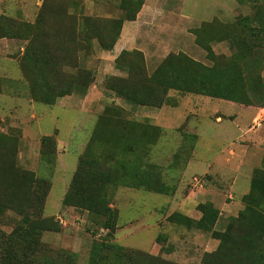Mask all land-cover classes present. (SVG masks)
<instances>
[{
    "label": "rangeland",
    "instance_id": "rangeland-1",
    "mask_svg": "<svg viewBox=\"0 0 264 264\" xmlns=\"http://www.w3.org/2000/svg\"><path fill=\"white\" fill-rule=\"evenodd\" d=\"M98 1L101 2L98 5L99 9L92 13L85 11L83 0L79 2L76 17L81 31L78 36L84 41L78 45V54L72 57L71 65H68L71 67L66 66L69 60L59 61V66H66L67 71H71V74L68 73L69 76L64 77L66 79H70L79 67L91 71L93 76L90 78L91 83L87 93L89 98L86 103L88 102L89 107L94 105L92 109L88 108L86 111L85 107L76 105L72 109L65 110L57 104H49L53 106L37 102L30 104V99L35 101L43 99L45 89L37 88L36 83L33 84V90L30 87L27 89L19 68L22 55H16L17 60L13 61L0 52V71L5 68L10 73L0 74V132L16 137V150L13 155L15 164L23 170L32 171L36 177L47 179L52 184L51 195L50 198L47 197L49 200L45 203L42 214L53 216L60 229L43 231L42 241L45 244L43 254L48 260L53 258L58 262L57 264H63V255H60L62 250L76 252V263L86 264L93 240L105 237L103 229H97L91 224L87 211L54 203L52 200L53 193H63L61 182L64 183V175L59 173L58 168L64 170L69 182L80 155L88 146L98 116L109 103L121 108L119 119L121 118L125 123L120 127L112 123L109 127L101 129L102 134L109 136V141L100 140L101 144L97 143L92 150L93 156L98 155L102 162L112 167H117V164L124 160L130 169L140 166L144 170V166L148 165L156 171L159 184L167 185L169 189L174 188L176 192L167 195L120 183L111 184L110 206L117 210L118 220L114 232L106 238L113 244L142 252V258L146 257L147 260L140 258L138 264H207L205 253L214 251L218 247L217 245L212 250H205L206 247H211L208 245V240L212 238L210 233L187 229L182 224L168 220L169 216H166L177 209L180 199L192 187L194 176H202L206 182L203 188L199 187L200 191L206 193L209 190L216 191L225 204L215 227L218 231L224 230L229 217L237 215L241 209L243 202H239L240 195L236 196V194L242 193L243 190L248 191L253 168L264 166V157L262 158L264 153L262 150L257 152L251 149L250 145L253 141L241 136L243 130L238 128L236 123L231 122L232 114L243 115V104L170 88L166 96L169 104L162 105L163 108L157 107L162 108L163 112L157 118H152L151 114L156 110L154 107L129 104L112 90L107 89L105 85L109 78L120 77L126 79L129 84L143 79L145 75H143L141 56L135 53L134 49H130L131 52L123 57L124 62L128 64L123 69L116 66L115 60L104 56L103 51L107 49L100 48L98 39L93 36L99 33L102 40H107L111 23L108 20L123 18L125 22L130 20L125 19V16L132 13L119 8L122 0ZM103 2L107 5L103 6L105 4ZM175 6L177 5H174L175 12L180 11L182 16L188 17L184 26H198L201 21L215 17L224 23L227 22L225 26L228 27L235 15L242 17L245 14H253L255 11L253 7L264 6V0H182L180 9ZM262 10L264 12V9ZM35 16L34 14L33 18ZM85 16L94 22V32L83 22ZM225 26L216 23L212 26L214 27L212 32H216L221 37L222 34L228 35L229 31L224 28ZM191 29L189 27L188 31L191 32ZM126 30L129 34L132 28ZM236 37L238 36L234 34L233 40L228 38L224 42L213 41L216 49L213 50L214 52L207 49L205 61L202 63L212 67L213 73L222 81L231 77L234 81L233 91L238 98L248 99L261 107L264 105L263 46H259V41H253L252 46L241 47L239 55V51H236L238 47L234 42ZM261 37L264 42L262 35ZM178 39L180 44H175V50L178 48L180 50L184 47L183 43L187 42L186 36H180ZM50 45L49 49L59 57L55 44L50 42ZM203 45L206 47L207 41H204ZM195 50L205 52L198 45ZM155 65L156 61L149 59V71H152ZM187 72L185 61L173 62L167 69L170 76H181ZM192 72L196 76L206 75L202 67L192 69ZM47 75V80L54 81L50 72H47ZM259 80H262V86L258 88ZM21 83L25 84L22 86ZM135 87L137 88V85ZM59 88L57 85L54 89L55 94ZM74 92L67 95H73L76 100L84 99L85 92L78 82ZM59 98L61 97H57L55 102ZM16 100L20 105L13 107L11 101ZM32 112H36V118L31 116ZM89 113L92 115L90 116ZM218 115L225 118L223 123L229 125L230 133H220L219 123L216 121ZM21 116L28 118L29 126L25 125ZM252 119L253 116L248 122L249 127L253 124ZM133 121L138 122V127L134 131L138 135L152 133L151 128L146 127L147 124L159 125L161 130L153 132L157 136L152 144L146 138L133 139L130 124ZM33 125H36V129L37 125L41 126L44 134H54L57 140L55 156L52 152L53 147L41 148V137L30 138L29 135L24 134L23 128L28 129ZM54 128H59L58 135L52 133ZM189 134H198L199 138L198 135L193 138ZM254 135H259V131L249 134V136ZM57 136L66 143L58 141ZM113 136L116 137V142L110 139ZM47 151L48 153L45 154ZM58 152L67 160L65 161L67 166L58 164ZM240 166H242L241 170H239ZM235 178L237 184L233 187ZM237 200L238 203L235 202ZM181 210L183 211V207ZM21 217L13 210H7L0 215V227L11 231ZM149 255L156 256L157 259H151Z\"/></svg>",
    "mask_w": 264,
    "mask_h": 264
},
{
    "label": "trees",
    "instance_id": "trees-1",
    "mask_svg": "<svg viewBox=\"0 0 264 264\" xmlns=\"http://www.w3.org/2000/svg\"><path fill=\"white\" fill-rule=\"evenodd\" d=\"M80 1H73L77 9ZM143 2L144 0H122L121 7L125 12L132 13L125 16V19H134ZM66 5L64 0L59 2L44 0L33 22L9 17L6 14L0 15V38L15 37L27 40L20 67L28 79L31 90L34 88V83L37 88L45 89L43 99L39 101L47 104H54L57 97L73 93L77 82L83 87V92H86L91 83L90 78L93 76L91 71L78 68L76 65L77 72L72 74L70 79L64 78L68 73L71 74V71H67V67H71L68 66L71 65L70 61L78 54V45L84 41L78 36L81 29L77 24V11L66 14ZM253 8L255 9L253 14L238 16L235 21L230 22L231 26L228 25V27L225 26L227 22L224 23L217 18L203 22L200 28L195 29L196 41L206 51L207 49L213 51L211 46L213 41H223L228 38L233 40L235 34L238 36L234 42L238 47L236 51H239V55L240 48L252 46L253 41H259V46H263L264 49V42L261 39V35L264 38L262 10L264 6ZM82 20L94 32V22L88 16ZM108 21L111 23L107 40H102L99 33L93 36L98 39L102 49H111L114 46L124 20L120 18ZM216 23L221 24L222 27L225 26L229 34H222L221 37L216 32H212L214 29L212 26ZM204 41H207L206 47L203 45ZM50 42L55 44L59 57L52 53V49H49ZM130 52L124 49L116 57L115 63L118 68L123 69L128 66L123 57ZM134 52L141 56L144 78L128 84L126 79L113 77L109 78L105 85L107 89L112 90L129 104L162 107L169 104V99L166 97L167 90L173 88L186 93L205 94L213 98L258 105L248 99L237 97L233 91L234 81L231 77L222 81L213 73L212 67H208L182 51L169 53L152 73L147 70L143 52L137 49H134ZM62 60H69L66 68L59 66V61ZM181 61L186 62L187 74L170 76L167 69L173 62ZM199 67L206 71V75L193 74L192 69ZM47 72L52 74L54 81L46 79ZM240 76L242 80L243 74ZM261 82L262 80L257 82L258 88L262 86ZM56 83L60 87L56 90L57 94L54 91L57 88ZM120 113L119 106L106 104L98 116L95 129L88 140V146L79 157L77 167L62 199L63 205L87 211L91 224L97 229L104 230L103 239L93 240L86 264H138V259L142 258V252L113 244L106 238L112 235L118 220L117 210L110 206L111 184L120 183L167 195L175 193L174 188L169 189L167 185L157 182L156 171L148 165L144 166V170L140 166L130 169L124 160L117 164L120 168L118 169L116 166L112 167L102 162L98 155L93 156L92 150L97 143L101 144L100 140L109 141V136L102 134L101 129L109 127L112 123L117 127L125 123L121 118L119 119ZM130 124L134 140L146 138L151 144L157 136L154 131L161 130L159 125L147 124L146 127H150L152 133L138 135L134 133L138 122L133 121ZM189 136L196 138L197 135L189 134ZM110 139L115 141L116 137L113 136ZM44 146L47 149L53 147V155H56L57 140L54 134L41 137V148ZM15 150L16 137L0 132V215L7 210H13L22 216L11 231L0 227V264H57L56 260L53 258L48 260L43 254L45 244L42 241L43 231L60 229V225L53 216L42 214L52 184L45 178L36 177L32 171L18 167L13 159ZM47 153L48 151L45 154ZM242 201L244 207L237 215L229 217L227 226L222 231L214 229L219 210L211 202L197 205V208L203 212L202 217L197 221L179 211H174L167 217L168 220H173L189 229L195 228L209 232L212 237L219 240L218 247L214 251L205 253L207 264H264V166L253 169L250 187L242 196ZM76 254V252L62 250L60 255H63V264H78L75 261ZM149 256L151 259H157L156 256ZM142 259L147 260L146 257Z\"/></svg>",
    "mask_w": 264,
    "mask_h": 264
},
{
    "label": "crops",
    "instance_id": "crops-1",
    "mask_svg": "<svg viewBox=\"0 0 264 264\" xmlns=\"http://www.w3.org/2000/svg\"><path fill=\"white\" fill-rule=\"evenodd\" d=\"M1 1L2 0H0V7H1L0 15L6 14L9 17L22 18V19H24L26 21H30V22L31 21L33 22L35 20L39 9L44 2V0H4L3 3H1ZM56 1L59 2L61 0H56ZM64 1H65V4H67L66 5V11H65L66 14H73V13H75V11H77V8L75 7V5H73V1H75V0H64ZM107 1L108 0H105V2H107ZM105 2H103V4ZM83 3H84L85 11L88 10L89 12L92 13L94 11H97V9H99L98 5L101 2L98 0H83ZM181 4H182V0H144V2L142 3L141 7L139 8V10L136 14V17L134 19H131V20H125V22L123 21L124 23L122 25V29H121V32H120L118 39L116 40L114 46L111 49H107V50L103 51L104 56L112 58L113 60H115L116 57L120 54V52L124 49L140 50L144 54L145 62L147 63V65H146L147 67H148L149 59H153L154 61H156V65L152 69V71H149V67L147 68L149 73H152L169 53H177V52L182 51V52L188 54L190 57H192V58H194L200 62H204L205 61L204 60L205 54H207V51L205 50L204 47H202L196 41L195 29L200 28L202 26L203 22L213 20L215 17L210 19V20L201 21L198 26H184L186 24L185 19H187L188 17L182 16L183 14L180 11L175 12V8H174V5H177L175 7L176 8L179 7V9H180L182 7ZM105 5H107V4L105 3L103 6H105ZM119 8L124 10V8L121 7V3H120ZM34 14L36 16L33 18ZM235 16H234L235 18H233L232 21H235L239 15L237 14ZM32 18L34 20H32ZM189 27L192 28L191 32H189L190 30L188 31ZM127 28L128 29L132 28V31H129V34H127V30H126ZM192 35H193V37H192ZM175 36H176V38H175ZM180 36H186L187 42L183 43L184 47H181L180 50H179V48H178V50H175L174 49L175 44L176 43L180 44L178 42L179 41L178 38ZM191 38H192V40H191ZM220 42H224V40L220 41ZM26 44H27L26 39H20V38H15V37H13V38L1 37L0 38V52L4 53V55L7 58H9L10 60L16 61L17 56H19V54L22 55L24 53ZM196 45H198L199 47L204 49L205 52H203L202 50H195ZM211 46H212L213 50L216 49V46L214 45L213 42H212ZM151 48H152V50H150ZM172 51H177V52H172ZM19 68H20L22 76L24 78V82H26V87H27V89H29L28 79L24 76V73H23L20 66H19ZM0 74L8 75L10 73L7 71V69L4 68L2 71H0ZM21 84L23 86L25 83H21ZM87 93H88V89L85 92V94L83 95L84 99H82V100H76L73 95H65V96L59 98L53 105L57 104L58 106H60L61 109H65V110L72 109V108L76 107V105H78V106L85 107L86 111H87L88 108L92 109V107L94 106V105L90 104L92 106L89 107L87 104L88 102L86 103V101L89 98V95H87ZM11 95H15V93H11ZM29 102H30V104L37 102V103L46 104L48 106H53V105H49V104L44 103V102L35 101L33 99H30ZM12 103L14 104L13 107L20 105L17 100L15 102L11 101V104ZM240 104H243V103H240ZM243 105L244 106L242 107L243 108L242 113L244 116L234 113L230 117L231 122L236 123L238 128L243 130V133L241 134V136H243L247 140L253 141V144L250 145L251 149L253 148L255 151L262 150V152L264 153V147H263V145H264V125H262L264 122V106L259 107V105H254V104H250V105L243 104ZM154 108L157 111L155 110L153 113L151 112L152 113L151 116H153L152 118H157L163 112L162 111L163 107L162 108L154 107ZM89 115L91 116L92 114L89 113ZM259 115H262V117H263V122L262 123L260 122V124H259L260 129L259 128L256 129L257 128L256 127L254 131H251L252 130L251 127L248 126V124H249L248 122L250 120V117L253 116L252 121L254 122V120ZM31 116L33 118H36L37 117L36 112H32ZM21 118L23 119L25 125L29 126L28 121H27L28 118L24 117V116L23 117L21 116ZM224 119L225 118L220 116V115H218L216 117V121L219 123V131L221 134L230 133L229 125L223 123ZM155 123H157V122H155ZM23 129H24L23 130L24 134L29 135L30 138H38V137L40 138L43 135H47V134L42 133L41 126H39V125H37V129H36V125H33L32 127H29L28 129L27 128H23ZM258 131H259V135L249 136V134L251 132H258ZM58 132H59V128H54L52 133H55L58 135ZM260 134H262L263 136H261ZM198 138H199V135H198ZM57 139L61 143L65 142V141L61 140L58 136H57ZM263 157H264V154L262 155V158ZM57 158H58L57 159L58 164H60V166H62V164H63V166L68 165L66 163L67 160L63 156H61V153L58 154ZM193 159H195V158H193ZM193 159H191V160H193ZM241 168H242V166L239 167V170H241ZM58 169H59V173H61V174L63 173V175H64V183L61 182V184H63V193H61V194L60 193H57V194L53 193L54 196H53L52 201L54 203H62V199H63L64 194L66 193V190H67L68 185L70 183V181L68 182V178H67L64 170L61 169L60 167ZM252 172H253V170H252ZM252 172H251V175H252ZM195 173H197V172H195ZM251 175H250V181H251ZM236 184H237V178L234 179L233 187H235ZM243 188H246V187L243 186ZM243 188H241V189H243ZM51 190H52V186H51V189H50V192L48 195L49 198L51 195ZM246 192H247V190H245V191L243 190L242 193L236 194V196L240 195V199H239L240 203L243 202L241 199H242V196ZM49 198H47L46 203L48 202ZM173 200H175V199H173ZM204 202H211L214 205V207L219 210V216L217 218V222H218L220 215L222 213L221 209L225 208L224 202L220 200V196L218 195V193L216 191L209 190L208 193L200 191L199 187L195 186L194 183H193L192 187L188 189L185 196L180 199V201L178 202L177 209H175L174 211H179V212L187 215L188 217L194 219L195 221H197L203 215V212L199 208H197V205L199 203H204ZM235 202L238 203V200ZM184 206H186V207H184ZM227 206H228V204H227ZM182 207H183V211L181 210ZM243 207L244 206L242 203L240 208L242 209ZM170 214H168V215H170ZM216 223H215L214 229L216 227ZM187 229H189V228H187ZM191 229H195V228H191ZM196 230H198V229H196ZM218 244H219V240L215 237H212L208 240V245L209 246L211 245V247H206L205 250H212V249L216 248V246Z\"/></svg>",
    "mask_w": 264,
    "mask_h": 264
},
{
    "label": "built area",
    "instance_id": "built-area-1",
    "mask_svg": "<svg viewBox=\"0 0 264 264\" xmlns=\"http://www.w3.org/2000/svg\"><path fill=\"white\" fill-rule=\"evenodd\" d=\"M263 120L262 115H259L253 122V125L251 126V129H255L257 126H259L260 122ZM193 183L195 186L203 188L205 185V180L202 176H194Z\"/></svg>",
    "mask_w": 264,
    "mask_h": 264
}]
</instances>
